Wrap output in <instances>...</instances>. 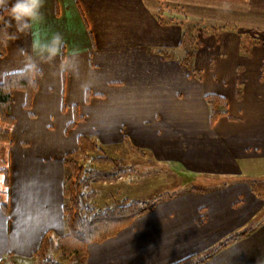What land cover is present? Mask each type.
<instances>
[{"label": "crops", "instance_id": "crops-1", "mask_svg": "<svg viewBox=\"0 0 264 264\" xmlns=\"http://www.w3.org/2000/svg\"><path fill=\"white\" fill-rule=\"evenodd\" d=\"M237 9L225 0H43V19L0 52V83L35 62L37 84L29 107L13 91V123L0 121V264H34L45 234L64 235L63 159L83 136L111 149L126 138L155 166L223 185L162 202L63 264H172L244 232L202 264H264V220L244 230L258 198L239 190L264 164V38L240 24L264 29V18ZM53 33L61 53L39 61L33 42ZM183 40L194 74L180 64ZM209 95L226 102L213 124Z\"/></svg>", "mask_w": 264, "mask_h": 264}, {"label": "trees", "instance_id": "trees-1", "mask_svg": "<svg viewBox=\"0 0 264 264\" xmlns=\"http://www.w3.org/2000/svg\"><path fill=\"white\" fill-rule=\"evenodd\" d=\"M182 45L185 50L184 56L180 59V64L194 74L190 65L194 50L189 49L187 40H183ZM3 48L4 44H0V52L3 51ZM157 53L166 60L176 59L173 52L169 50H158ZM36 89L37 84L32 68L5 75L0 83V121L4 124L13 123V119L9 115L13 91L24 92L26 94L25 106L29 107ZM205 102L208 107L211 124L218 117L226 114V102L224 99L209 95L205 97ZM73 125L74 123L69 127ZM0 138L7 141L8 133L0 131ZM134 151L137 150L134 149ZM137 152L140 153V151ZM96 163L107 164L110 169L99 171L93 167V164ZM63 166L62 213L65 233L59 238L45 234L33 253L34 264H63L59 261L58 256H64L69 262L81 260L86 254L87 245L102 242L114 236L117 231L130 224L133 219L151 211L158 200H135L124 197L96 211L90 204L95 194L90 190L89 185L95 182H114L119 177L133 172V170L125 166L121 159L108 157L103 148L93 138L79 137L78 150L74 154L64 157ZM244 234L245 232L240 235L228 236L217 247L211 249L209 251L210 254L234 239L244 236ZM56 252H58L57 255ZM207 257L208 255H196L172 264H202Z\"/></svg>", "mask_w": 264, "mask_h": 264}, {"label": "rangeland", "instance_id": "rangeland-1", "mask_svg": "<svg viewBox=\"0 0 264 264\" xmlns=\"http://www.w3.org/2000/svg\"><path fill=\"white\" fill-rule=\"evenodd\" d=\"M225 1L227 3L233 2L235 5H238L242 8L241 10L237 9L233 11L237 16L240 14L242 15V17H249L254 14H259L261 15L260 18H264V0ZM236 2L238 4H236ZM258 11L262 13L260 14ZM240 25L243 27H241L242 30L246 28L247 30L251 31L249 32L250 34H255L256 32L260 31L259 37L264 38V29L259 28L257 24L247 25V23H242ZM248 28L254 30H250ZM242 39L243 46L244 48H246L248 39L245 36H243ZM261 44H264V39H261ZM119 146L122 147L111 149L110 147L108 148L103 146L105 148L104 150V148L100 145V147L103 148L105 154L108 157L113 159H121L123 163H125V166L130 167L133 172L125 174L111 183H91L89 185L90 190L95 194L90 204L96 211L101 210L104 208V206L109 205L114 201H119L124 197L135 200L158 199L155 202V205H158L162 202L181 197L186 193H191L193 191H204L208 193L211 190H217L223 185V183H220L217 180H193L182 169L180 170L177 168H169L166 166H155L152 164L153 159L148 156L144 150L134 146V144H132V142L130 140H127L126 138H124V142ZM128 146L132 148H129ZM133 148L137 151H140V153L134 151ZM149 161L151 164H149ZM93 167H95L99 171H106L110 169L109 165L102 163L93 164ZM254 167L255 171L260 173L256 174V172H253V176H249V179H244L243 182L246 184V186H241L239 190L240 192L244 190L245 194H250L249 197H246V195H244V201L257 196L258 201L256 203H253V208H251V211H256L257 209H259V211L258 215L253 219V221L249 222L247 226H244V230L249 229L254 225L256 226L264 220V164H258ZM234 180H225V182L236 183L237 181H242V179ZM247 204L248 203H246L245 205L244 203V209ZM248 209H250V206ZM217 245L218 244L216 243L214 247H217ZM209 251L210 250H206L204 252L202 251V253L198 255H210ZM57 253L58 252H56V255ZM58 259L61 263L66 261V258L64 256H58ZM17 264H24V262L19 260Z\"/></svg>", "mask_w": 264, "mask_h": 264}, {"label": "clouds", "instance_id": "clouds-1", "mask_svg": "<svg viewBox=\"0 0 264 264\" xmlns=\"http://www.w3.org/2000/svg\"><path fill=\"white\" fill-rule=\"evenodd\" d=\"M43 0H0V44L15 41L20 34L29 33L43 19ZM63 37L53 33L46 40L33 42V51L39 61L47 62L60 55ZM36 68L35 62L31 64Z\"/></svg>", "mask_w": 264, "mask_h": 264}]
</instances>
